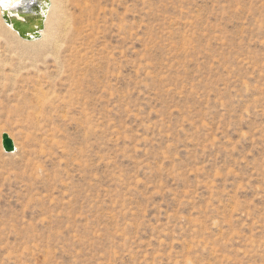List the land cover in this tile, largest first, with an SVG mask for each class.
I'll use <instances>...</instances> for the list:
<instances>
[{"label":"rangeland","instance_id":"rangeland-1","mask_svg":"<svg viewBox=\"0 0 264 264\" xmlns=\"http://www.w3.org/2000/svg\"><path fill=\"white\" fill-rule=\"evenodd\" d=\"M54 2L70 162L17 179L30 133L0 116V264H264V0ZM5 28L0 90L59 92Z\"/></svg>","mask_w":264,"mask_h":264},{"label":"bare ground","instance_id":"bare-ground-1","mask_svg":"<svg viewBox=\"0 0 264 264\" xmlns=\"http://www.w3.org/2000/svg\"><path fill=\"white\" fill-rule=\"evenodd\" d=\"M20 1L10 0V2L5 1L4 3L13 6ZM48 1L49 5L42 10L45 18V29L40 32V37L32 41L24 40L31 45L18 43H13V45L16 46L21 59L30 57L33 53L35 57L42 59L48 55L51 56L53 67L61 74L60 91H56L55 94L53 93L51 97H48L42 91L43 86L40 84V87L35 85L31 92L23 84L0 90L4 97V100L0 101V116L7 115L9 118L16 119L20 128L30 133L28 139L33 150L26 153L29 157L24 159L21 166L16 168L13 173L17 179L23 181H35L36 176L45 174L46 167L40 159L47 158L52 161L65 160L70 162V43L59 33L55 35L47 33L50 16L56 9L54 0ZM0 17L2 18L1 8ZM2 21L8 32L12 31L18 34L3 18ZM56 87L57 85L52 86L53 89ZM14 101L16 104L11 105ZM57 123H61V125Z\"/></svg>","mask_w":264,"mask_h":264},{"label":"water","instance_id":"water-1","mask_svg":"<svg viewBox=\"0 0 264 264\" xmlns=\"http://www.w3.org/2000/svg\"><path fill=\"white\" fill-rule=\"evenodd\" d=\"M0 0L2 18L11 25L18 35L27 41L40 37V32L45 29V18L42 10L49 5L48 0H21L19 3L10 6ZM2 146L6 153H14L16 147L14 141L8 134L2 137Z\"/></svg>","mask_w":264,"mask_h":264},{"label":"snow or ice","instance_id":"snow-or-ice-1","mask_svg":"<svg viewBox=\"0 0 264 264\" xmlns=\"http://www.w3.org/2000/svg\"><path fill=\"white\" fill-rule=\"evenodd\" d=\"M6 2H10V0H6Z\"/></svg>","mask_w":264,"mask_h":264}]
</instances>
